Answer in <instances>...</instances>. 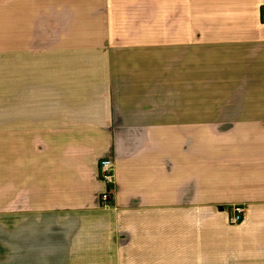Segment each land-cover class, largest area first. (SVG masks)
Here are the masks:
<instances>
[{
	"label": "crops",
	"instance_id": "crops-1",
	"mask_svg": "<svg viewBox=\"0 0 264 264\" xmlns=\"http://www.w3.org/2000/svg\"><path fill=\"white\" fill-rule=\"evenodd\" d=\"M0 264H264V0H0Z\"/></svg>",
	"mask_w": 264,
	"mask_h": 264
},
{
	"label": "built area",
	"instance_id": "built-area-1",
	"mask_svg": "<svg viewBox=\"0 0 264 264\" xmlns=\"http://www.w3.org/2000/svg\"><path fill=\"white\" fill-rule=\"evenodd\" d=\"M103 181L108 184V191L102 195V206L103 208L111 207V196L112 190L115 186V171H114V162L111 158L105 157L101 162V169ZM231 224H240L243 223L246 219L245 208L242 205L236 206L233 208V212L230 215Z\"/></svg>",
	"mask_w": 264,
	"mask_h": 264
},
{
	"label": "rangeland",
	"instance_id": "rangeland-1",
	"mask_svg": "<svg viewBox=\"0 0 264 264\" xmlns=\"http://www.w3.org/2000/svg\"><path fill=\"white\" fill-rule=\"evenodd\" d=\"M110 196H111V194H110ZM111 201V200H110Z\"/></svg>",
	"mask_w": 264,
	"mask_h": 264
}]
</instances>
